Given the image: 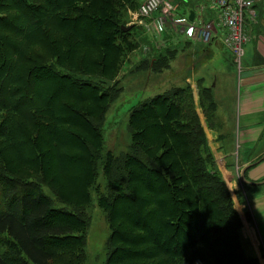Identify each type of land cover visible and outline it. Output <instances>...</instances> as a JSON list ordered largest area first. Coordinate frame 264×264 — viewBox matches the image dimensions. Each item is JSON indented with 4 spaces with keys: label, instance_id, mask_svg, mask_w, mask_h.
<instances>
[{
    "label": "trees",
    "instance_id": "1",
    "mask_svg": "<svg viewBox=\"0 0 264 264\" xmlns=\"http://www.w3.org/2000/svg\"><path fill=\"white\" fill-rule=\"evenodd\" d=\"M50 1L0 0V264H85L87 208L102 156V126L119 91L73 75L114 81L125 52L138 49L134 27L121 30L127 13L138 10L136 0H53L47 7ZM83 26L84 33H78ZM95 26L101 31H92ZM160 61L153 60L148 68L161 73L168 63ZM65 69L73 75H65ZM46 76L52 89L48 97L58 103L55 108L28 101L33 78ZM64 84L76 93H59ZM205 92L200 93L201 107L207 113ZM148 119L154 131L148 130ZM128 125V152L107 153L102 165L105 193L97 204L110 230L106 264H222L223 259L225 264H259L244 251L241 218L215 170L190 88H172L138 105ZM50 135L58 145L53 152L82 165L76 178L47 174L50 147L44 140ZM18 144L27 147L28 154L13 162L10 156ZM137 171L150 182L157 180L167 194L148 203L144 214L158 213L164 229L174 233L183 217H191L193 229L182 245L165 242L151 254V244L145 243L134 252L139 258H129L125 234L138 241L149 239L119 210L124 203L140 202L134 196L140 191L133 181ZM43 188L66 209H54ZM170 197L180 210L165 211Z\"/></svg>",
    "mask_w": 264,
    "mask_h": 264
},
{
    "label": "crops",
    "instance_id": "2",
    "mask_svg": "<svg viewBox=\"0 0 264 264\" xmlns=\"http://www.w3.org/2000/svg\"><path fill=\"white\" fill-rule=\"evenodd\" d=\"M144 1L136 0L139 6ZM169 1L168 4L173 7L174 12L177 7H185L183 14L174 15L183 22L189 21L190 13L194 14V20L200 19L213 24L218 22V11L213 8L215 0ZM252 1L257 17L255 22L248 23L247 26L250 41L244 46L240 81L235 73L232 56L222 45V34L219 31L213 33L209 44L192 41L186 36L182 26L179 28L173 25L175 27L167 29V35H158L153 29V22L160 15L158 12L153 15L152 20L139 21L135 12L131 25L140 45L135 55L139 60L135 65L148 58L151 59V66L155 59L158 62L167 61V69L162 70L161 74L165 72L166 76L173 77L174 87L168 88L162 94L171 88H190L195 112L202 119L207 145L217 172L230 187L237 210L242 213L247 205L245 212L248 210L250 215L254 217L255 214L264 221L261 215H264V0ZM129 59L132 61L134 58ZM171 59L177 61L173 65L175 69H172ZM148 73L153 72L148 68ZM203 90L208 91L209 96L213 95L216 101L215 112L214 109L211 112L217 115L214 130L208 128L209 125L202 117L204 111L201 108L200 93ZM205 103L210 104V101ZM235 142H238L239 147V171L246 169L244 190L239 188L233 177L237 172L234 162ZM258 201L262 202L260 210H257ZM244 219L243 215L241 220ZM247 232V246L251 255L258 259L261 253L256 251L257 239ZM262 245L264 255V242Z\"/></svg>",
    "mask_w": 264,
    "mask_h": 264
},
{
    "label": "rangeland",
    "instance_id": "3",
    "mask_svg": "<svg viewBox=\"0 0 264 264\" xmlns=\"http://www.w3.org/2000/svg\"><path fill=\"white\" fill-rule=\"evenodd\" d=\"M169 2H172L170 0ZM55 3V2H54ZM53 0L50 1L49 6H53ZM185 7L180 6L175 9V12H173V15H181L184 13ZM135 12H128L126 21H122L123 25L129 26L132 24L133 16ZM138 18V17H137ZM24 23L20 24V28L23 30L25 29ZM84 26L78 29V33H84ZM92 31H97L100 30L101 28H98V26H95L92 28ZM168 31L166 30L163 35H167ZM134 38H136L135 34ZM135 43L138 44L139 48V42L133 40ZM249 42V41H248ZM246 42L243 45V50L244 46L248 43ZM138 50V49H137ZM136 51H127L125 52V55L123 57V63L121 67V71L118 74V77L111 82L102 80L98 77H92V76H83V75H73L70 71L65 69V75H73L76 79H79L81 82L90 84V85H98L102 86L103 88H110L114 86L115 90L119 91L118 97L116 96L115 100L113 101L114 103L110 107L109 111L106 114L103 126H102V136H103V146H102V156L100 160L98 161V177H97V182L93 189L91 190V203L89 207L87 208V214L89 218V227L86 232V261L85 264H106L107 261V251H106V241L110 237V230L108 226V222L106 220V217L102 210L99 208L97 204L98 198L105 193V181L102 176V165H103V160L105 159V156L107 153H112L115 156H119L120 154H124L128 152L129 147L132 142V133L131 130L129 129L128 125V119L130 112L133 110V108L137 107L138 105L149 101L153 98H155L157 95L162 94L165 90H167L170 87H174L173 77L166 76L165 72L164 74H153V73H148V66L151 67V59H147L146 61L139 62L138 64L135 65L136 61L139 60L136 58ZM231 54V52H230ZM244 54V53H243ZM232 56V54H231ZM133 57L134 59L131 61L129 58ZM184 59H181V61H184ZM190 60H187V62ZM177 63V61H173L171 59V66L172 69L174 68V64ZM232 63L235 66V73L238 78V81H240V76L241 72L243 70V56L241 57L240 64L238 62H235L232 56ZM157 64L161 65V61H159ZM144 68V70H142ZM171 71V70H170ZM152 72V71H151ZM171 73V72H170ZM49 76H46L44 79L40 78H33L32 83L34 85L33 91L31 92L32 94L28 96V101H32L33 104H38L39 102L46 103L48 108H55L58 106L57 101L53 98L50 99L48 97V94L50 95V91L52 90L51 87L48 85L49 82ZM60 92L64 94L65 92H73L74 89L67 85H63L62 88H60ZM172 89V88H171ZM4 91V90H3ZM203 92H205L203 90ZM54 93V92H52ZM208 93L209 92H205ZM27 98V95H25ZM55 96V95H53ZM208 100L210 101V104L206 103L207 107V113H202V117L204 118V121L207 122L209 125L208 128L210 130H214V127L216 125V113H211L213 109L215 108V103L216 101L214 100L213 95L207 96ZM210 105V106H209ZM202 108V107H201ZM215 112V109L214 111ZM197 114V113H196ZM198 115V114H197ZM199 117V116H198ZM202 119L199 118V121L201 123L202 128L204 127L202 125ZM146 124H148L147 128L148 130L154 131L155 129L153 128L152 121L151 119H148L146 121ZM204 130V128H203ZM205 133V130H204ZM206 136V134H205ZM207 139V138H206ZM226 137L224 138V140ZM54 138L50 135L49 137H46L44 140V143L46 144V147H50L48 153L50 155L48 156V164L46 166V172L47 174H55V176H66L68 179H73L76 178L78 173L83 171L82 165L78 162H72L71 160H68L64 158L63 156L59 155L58 152H53V149L57 148V144L54 142ZM68 139H65V141ZM12 142H15V139L12 140ZM28 151V148L25 147L24 145H16L15 149L13 148V153L10 156L11 160L14 162L16 159L19 158V156H23ZM28 154V152H27ZM238 154H239V147H238V142H235L234 145V162L236 163V171L234 169L235 174L233 175L234 179L236 180L235 182L239 186V188L243 189L244 187V182L241 180V172L239 171L241 167H239V159H238ZM212 155V154H211ZM63 157V158H62ZM213 158V157H212ZM215 164V162H214ZM215 166V165H214ZM215 170L217 172L216 166ZM218 173V172H217ZM219 174V173H218ZM221 177V175L219 174ZM59 178V177H58ZM222 178V177H221ZM233 179V180H234ZM224 183L227 186V189L229 193L231 194L230 187L228 186L227 182L222 178ZM76 181V180H75ZM133 181L136 182L135 188L138 189L140 188L139 194L134 195L135 196V201H140V202H131V203H124L119 207V210L122 212V214L126 217V219L131 222L133 226L138 227L139 229H144V231L147 232V238L148 240L143 239L141 241L131 238V235L125 234V238L127 239V246L126 250L130 251L129 255L131 258H139L138 255L135 256L134 252H136L137 248L139 245L142 244H151L150 248L151 249L149 252L154 253V250L159 246L162 245V243L169 242L168 244L173 242V246L175 244H184L187 241H189L192 237V229H193V221L191 220V217H183L181 223V227L174 233L173 230H165L164 227L162 226L160 222V216L159 214H153V215H146L143 212V208H145L148 203H152L153 201H160L161 200V195H167L162 193L160 190V186L157 180L152 179L151 182L149 179L146 178L143 172L137 171L135 177L133 178ZM77 182V181H76ZM74 183V182H73ZM76 184V183H74ZM75 188V191L79 193L78 189L79 187L73 185ZM66 189L68 191L72 190L69 186H66ZM159 190V194L157 192ZM244 190V189H243ZM242 190V191H243ZM43 193L48 196L51 201L54 209L57 210H65L66 206L61 204L53 195L52 193L47 189L43 188ZM160 196H158V195ZM232 200L234 202V207L237 213L239 214L240 218H243V215L245 217L244 220H241L242 222V239L244 240L245 244L249 243V231L252 236H254L257 239V245H256V251H258L260 256H258V261L259 264H264V255H263V245L262 242H264V221L260 219L257 215L254 214V217L249 214V211L246 210L244 211L246 207H244L242 213H239L240 211L237 210V207L235 206V201L234 197L231 195ZM237 198V197H236ZM167 199V198H166ZM165 207V211L167 213H171L175 209L180 210L179 204H177L178 201H174V198H168ZM177 199V197H175ZM261 201L257 202V210L262 209L260 207ZM246 204V203H244ZM161 205V204H160ZM162 207V206H161ZM253 207V204H252ZM164 211V210H163ZM177 211V210H175ZM254 212L256 213V209H254ZM262 217L264 218V215L261 214ZM206 216L204 215L203 218ZM247 221V222H246ZM256 235V236H255ZM143 237H146L145 235ZM158 244V245H157ZM167 246L168 248H171V245H164ZM172 246V247H173ZM244 251L246 255H251V252L248 248V246L244 245ZM229 252H222L221 256L223 258H226V254ZM125 257V256H123ZM129 257V258H130ZM224 261V259H223ZM223 261H221L222 264Z\"/></svg>",
    "mask_w": 264,
    "mask_h": 264
},
{
    "label": "built area",
    "instance_id": "4",
    "mask_svg": "<svg viewBox=\"0 0 264 264\" xmlns=\"http://www.w3.org/2000/svg\"><path fill=\"white\" fill-rule=\"evenodd\" d=\"M168 0H145L139 10L138 17L149 19L162 7L164 10L153 24L157 33H162L168 23L173 21L172 7L167 6ZM251 0H215L213 8L218 11L217 24L196 20L192 23L177 21L184 28L186 35L194 41L208 43L213 33L222 34V44L228 49L235 62L240 64L243 56V45L250 41L248 23L256 21V13L252 9Z\"/></svg>",
    "mask_w": 264,
    "mask_h": 264
},
{
    "label": "water",
    "instance_id": "5",
    "mask_svg": "<svg viewBox=\"0 0 264 264\" xmlns=\"http://www.w3.org/2000/svg\"><path fill=\"white\" fill-rule=\"evenodd\" d=\"M193 19H194V14L190 13L189 21H193ZM121 30L124 32H129L131 30V26L121 27ZM245 172H246V169H243V171L241 172V180L246 183Z\"/></svg>",
    "mask_w": 264,
    "mask_h": 264
}]
</instances>
